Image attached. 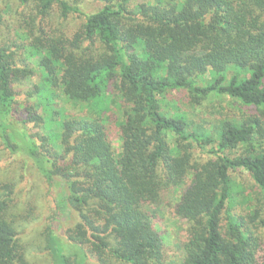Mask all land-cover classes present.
<instances>
[{
    "label": "trees",
    "instance_id": "obj_1",
    "mask_svg": "<svg viewBox=\"0 0 264 264\" xmlns=\"http://www.w3.org/2000/svg\"><path fill=\"white\" fill-rule=\"evenodd\" d=\"M80 1L20 0L24 35L0 37V162L24 156L23 173L62 184L75 215L66 241L47 226L31 252L27 178L0 179V264H32L39 249L53 264H167L147 206L172 187L190 224L183 264H264V0H96L90 14ZM73 12L84 22L70 33ZM28 47L44 51L38 64ZM205 104L221 112L200 120L186 106ZM239 169L254 184L236 204Z\"/></svg>",
    "mask_w": 264,
    "mask_h": 264
},
{
    "label": "rangeland",
    "instance_id": "obj_2",
    "mask_svg": "<svg viewBox=\"0 0 264 264\" xmlns=\"http://www.w3.org/2000/svg\"><path fill=\"white\" fill-rule=\"evenodd\" d=\"M20 4V0H0V12L4 16V22L0 25L1 38L8 36L18 38V36L21 37L24 35L23 30H26V24L22 21L23 18L22 15H20L22 13L19 11L24 9L25 6H23L20 10ZM79 5L85 14H90L100 9L103 6V3L96 0H82ZM28 9L29 8H27V10ZM58 9L59 8L55 9L57 12H55L53 16V20L57 23L61 20ZM83 22L84 17L73 12L65 18V27L64 25L63 27L72 33L80 28ZM25 54L29 56L32 62L38 64L41 56L44 55V51L37 54L35 53L34 48L28 47ZM27 89L28 88L25 85L19 88L21 91ZM112 97V95H107L106 100L110 101ZM171 97L172 99H177L182 105L186 104L187 97L185 92H173ZM213 99H217L215 95L211 97V100ZM56 101L59 105L65 106L71 114L80 115L86 113L84 106L70 103L66 104L62 97L57 98ZM186 106H188L191 110V114L195 113V117L200 120L205 118L213 119L221 112V109L213 108L210 104H205L198 107V109H194L190 105ZM192 109L194 110L192 111ZM115 124V120L110 117L107 127L114 146L118 151H120L122 148V142ZM56 129L59 128L57 127ZM24 159L25 157L21 155H16V158H12V156L8 154L7 157L0 162V179L7 178V175L10 176L9 174H11V179L19 180L22 177L21 174H25L21 170L22 165H24V163L22 164ZM30 171H32V169L28 167L26 172L27 175L25 174L27 179L20 182L17 189L19 203L22 206L24 205V201L27 202L30 200L27 208L19 209V214L26 216L25 213H28V210H32L34 215L37 214L39 216L37 221L32 222L31 224H26V229L22 233L26 244L33 243L31 249L32 252L35 241L43 245L46 244L44 242V232L46 231L47 226L51 227L52 233L55 236L66 241V232L74 225L75 215L72 214V209L67 200L65 189L62 184H60V186H56L53 191H51V187L48 190V186L45 184L42 177H39L38 175L35 176V174H31ZM233 182L236 204H239V202L243 199V194L246 193V195H251L253 193L252 186L254 184V180L248 171L239 169L238 172L233 173ZM183 188L184 187H172L164 190L162 193L163 200L160 204L147 206L150 211L157 215L155 227L163 236L167 264H183L185 256L184 242L188 238V228L190 224L187 219L180 217L175 211L176 204L181 198ZM243 191H245V193ZM74 247L76 246H73L72 244L68 250H75ZM39 250L33 251L30 256L32 261L31 263L53 264V257L49 251Z\"/></svg>",
    "mask_w": 264,
    "mask_h": 264
}]
</instances>
